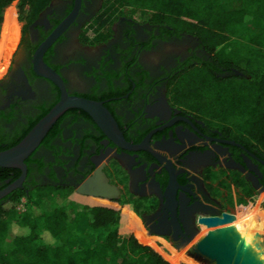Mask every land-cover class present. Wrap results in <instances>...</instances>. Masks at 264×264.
<instances>
[{"label":"flooded vegetation","instance_id":"1","mask_svg":"<svg viewBox=\"0 0 264 264\" xmlns=\"http://www.w3.org/2000/svg\"><path fill=\"white\" fill-rule=\"evenodd\" d=\"M102 1L79 0L77 5L76 0H51L33 20L19 21L18 43L0 79V146L19 140L61 99L59 86L37 73L35 56L63 25L43 52L42 63L60 78L68 96L102 103L126 145L142 149L117 146L88 114L70 109L26 159L30 171L18 189L28 193L35 186L52 187L70 191V196L98 198L76 189L99 170L117 188L116 199L138 202L142 229L174 247L191 242L200 229L199 238L218 227L199 221L221 217L219 199L223 201L228 185L240 189L236 177L263 196L264 210V165L258 161L263 159L175 106L167 95L172 76L195 58L207 57L198 39L119 17L107 41L83 44L82 32ZM11 174L0 178V192L21 172L14 180ZM191 248L179 255L197 264L186 253ZM230 248L236 256L237 247ZM237 261L249 264L241 257Z\"/></svg>","mask_w":264,"mask_h":264},{"label":"trees","instance_id":"2","mask_svg":"<svg viewBox=\"0 0 264 264\" xmlns=\"http://www.w3.org/2000/svg\"><path fill=\"white\" fill-rule=\"evenodd\" d=\"M14 1L23 22L51 0H0V24L3 9ZM155 1L150 6L143 0H103L82 32V43L107 41L119 17L194 36L207 57L179 70L191 68V77L174 80L177 73L170 79V102L196 108L222 134L264 160V0ZM41 117L0 151L15 146ZM25 163L30 171L29 160ZM9 174L14 180L20 171L0 168L1 179ZM233 181L248 201L262 206L263 196L249 183L240 177ZM138 206L133 198L70 196L60 188L14 190L0 199V264H194L179 255L181 263L172 245L142 229Z\"/></svg>","mask_w":264,"mask_h":264},{"label":"water","instance_id":"3","mask_svg":"<svg viewBox=\"0 0 264 264\" xmlns=\"http://www.w3.org/2000/svg\"><path fill=\"white\" fill-rule=\"evenodd\" d=\"M76 2L78 5L79 0H76ZM63 28L64 26L61 25L56 34H54L52 38L47 40L37 50L35 56L36 65L40 69L37 73L59 86L62 91L61 99L15 146L0 151V168H13L18 169L21 172L18 180L0 192V199L22 186L27 174V167L24 163L25 160L36 151L56 121L70 109H79L88 114L99 129L106 135V137L117 146L129 150L133 149L134 151L142 149V146H136L130 149V147L126 145L114 119L103 107L102 103L89 101L80 97L68 96L63 89L60 78L42 63L41 57L43 52L51 44L52 40L63 30ZM235 74H237V72H235ZM258 161L264 165L263 160ZM76 193L109 200L116 199L119 194L117 188L109 185L99 170L94 173L92 178L87 180L83 185L79 186L76 189ZM231 220H233V218H230L229 215L222 214L220 218L202 219L199 222L208 228H215L216 226L224 225ZM233 239L236 241L234 237ZM219 250V246L215 242H213L212 246L211 239L205 236L203 240L196 243L186 253L192 259L195 257L200 262H205L206 264H221L222 262H226L227 264H236L233 259L228 258L224 254H220Z\"/></svg>","mask_w":264,"mask_h":264},{"label":"rangeland","instance_id":"4","mask_svg":"<svg viewBox=\"0 0 264 264\" xmlns=\"http://www.w3.org/2000/svg\"><path fill=\"white\" fill-rule=\"evenodd\" d=\"M143 2L147 5H150V6H154L153 3H158L155 0H150V1L149 0H143ZM16 6H17V1H14L12 4H10L6 8H4L2 11V21L0 24V42L2 41V35H3L4 29H5V21H6V17H7L5 15H7V12L10 13L11 10H12V12H14V19H15V22L17 24V38H16V41H15L14 46L12 48V52H11L10 56L8 57V62H6V64H4V62L1 61V63H0V79L3 77V75L6 71L7 66L9 64V61H10V58L12 56V53L14 52L16 45L18 43V38H19L18 37L19 36L18 31H19L20 23L18 21ZM190 74L192 76L191 68H189L188 70H183L180 73L178 72V75L175 76L174 80H176L177 76L178 77L181 76V77H183V79L186 78V76H188V75H189L188 77H191ZM198 76H200V75H198ZM185 80H188V79H185ZM185 111L191 115H194V116L206 121L207 124L211 123L210 120H212V119H206V117L202 113H200V111H197L196 108H190V109L185 110ZM210 125L216 129H218V127L216 125H212V124H210ZM220 184L225 189V186H226L225 182L220 183ZM222 195L224 196L223 201H221V199H219L221 204H222V209H223L222 214L229 215V217L233 218V220L225 223L224 225H218V227H216L213 231L210 232V236H208V237L211 239V245L213 246V242H215L219 246V249H220L219 253L224 254L228 258L233 259L236 264H241L240 261H237V259L240 257L243 261H244V259L248 260L249 264H264V251H263V253H261L253 245V243L258 244V246L264 250L263 242L258 240V238L260 236H264V230H262V227L264 228V217L261 213H259V212L264 213V210L262 209V207H255L254 201L253 202L248 201V198H245L243 196V192L241 189H239V190L233 189L230 187V185H228V188H227V190L224 191V193L222 192ZM22 203L24 204V200H22ZM22 208L23 207L20 206V209H22ZM225 209H227V210H225ZM255 219H258V220H255ZM259 221H261V222H259ZM257 222H258V224H257ZM127 226L129 229H132L134 226L131 223L130 219L127 222ZM202 230L203 229H200L199 232L197 233V235H195V237H193L192 241L187 243L186 245H182L180 247H174L173 246L174 254L176 255L177 259H178L180 252H182L184 249L185 250H187V248L189 249V247L191 248L192 243L195 242L196 239H199L200 232ZM247 234H249L253 237V239L251 241L246 240ZM233 237L236 239V241L233 239ZM247 237H249V236H247ZM256 237H258V238L256 239ZM44 240L48 241V237L46 235H44ZM246 242H248L247 245H246ZM231 246L237 247V249H238L237 251L239 253L237 252L236 256L234 255V253H232L231 250H233V249L230 248ZM235 257H238V258L236 259ZM193 258L196 260L197 264H206L205 262H200L195 257H193ZM183 264H185V263H183ZM221 264H227V263L222 262Z\"/></svg>","mask_w":264,"mask_h":264},{"label":"bare ground","instance_id":"5","mask_svg":"<svg viewBox=\"0 0 264 264\" xmlns=\"http://www.w3.org/2000/svg\"><path fill=\"white\" fill-rule=\"evenodd\" d=\"M5 16H7L5 21V29L2 35V41L0 42V63L3 61L4 64L8 62V57L12 52V48L17 38V24L14 19V12L11 10V12H7V15ZM257 238L258 237H256V239ZM253 245L258 251L262 253V249L258 246V244L256 245L253 243Z\"/></svg>","mask_w":264,"mask_h":264},{"label":"crops","instance_id":"6","mask_svg":"<svg viewBox=\"0 0 264 264\" xmlns=\"http://www.w3.org/2000/svg\"><path fill=\"white\" fill-rule=\"evenodd\" d=\"M207 230L209 231V233L206 234V235H203V236L200 237L199 239H196L194 244H196L198 241L203 240L205 236H207V237L210 236V232L213 231V230H212V229H207ZM250 234H251V233H250ZM247 236H249V237H247ZM247 236H246V240H247V241H251V240L253 239V237H252L251 235L247 234ZM263 237H264V236H260V237L258 238V240H260L261 242H264V238H263ZM247 243H248V242H246V245H247ZM263 251H264V250L262 249V253H263Z\"/></svg>","mask_w":264,"mask_h":264}]
</instances>
